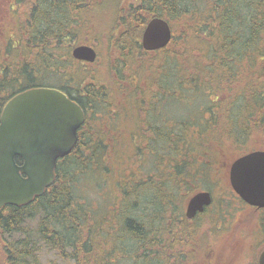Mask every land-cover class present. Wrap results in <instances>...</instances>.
Instances as JSON below:
<instances>
[{
	"label": "trees",
	"instance_id": "16d2710c",
	"mask_svg": "<svg viewBox=\"0 0 264 264\" xmlns=\"http://www.w3.org/2000/svg\"><path fill=\"white\" fill-rule=\"evenodd\" d=\"M15 3L14 23L0 30V119L18 93L54 88L83 109L86 122L74 151L58 162L56 180L45 194L27 206L0 209V264L37 263L43 245L69 264H214L206 260L218 243L214 215L235 195L228 189L230 162L264 149V0H138L129 6L119 0L101 31L94 0ZM153 17L168 21L173 40L149 52L142 47V35ZM80 45L98 54L106 50L104 64L96 68L97 61L74 59L72 50ZM186 55L197 64L193 77L179 70ZM186 80L191 85L184 87ZM169 89L191 96H203L199 90L210 93L208 107L217 112L205 131L188 129L197 124L190 115L169 127V115L161 110ZM125 135L127 144L143 139L135 151L149 153L151 162L144 179L113 184L117 199L101 214L81 200L75 185L79 176L109 182L126 150H120ZM222 161L228 167L222 168ZM215 185L224 197L202 216L206 229L200 219L182 217L184 202ZM259 220L256 240L264 246V218ZM238 262L258 264L257 254L248 249Z\"/></svg>",
	"mask_w": 264,
	"mask_h": 264
},
{
	"label": "water",
	"instance_id": "95a60500",
	"mask_svg": "<svg viewBox=\"0 0 264 264\" xmlns=\"http://www.w3.org/2000/svg\"><path fill=\"white\" fill-rule=\"evenodd\" d=\"M172 40L168 21L153 17L143 32L142 47L145 51H157ZM72 56L93 64L98 52L92 46L80 45L72 50ZM85 120L82 108L54 88L29 89L7 102L0 119V209L8 205L27 206L45 194L56 180L58 162L74 151ZM17 158L22 160L21 165ZM229 179L244 203L264 209V150L234 161ZM211 204V193L199 192L190 199L186 215L191 219ZM258 264H264V250Z\"/></svg>",
	"mask_w": 264,
	"mask_h": 264
},
{
	"label": "rangeland",
	"instance_id": "374dc122",
	"mask_svg": "<svg viewBox=\"0 0 264 264\" xmlns=\"http://www.w3.org/2000/svg\"><path fill=\"white\" fill-rule=\"evenodd\" d=\"M15 1L16 0H0V30L4 29L8 23L10 24L14 23V19L11 17L12 14L11 5L16 4ZM94 1L95 3H98L95 11V17L98 21L96 27L98 31H101L106 21L112 19V15L114 13L113 10L117 8L119 4V0H109V5H104V6L100 5V3L103 0H100L98 2H96L97 0ZM137 3L138 0H123L124 6H129L131 4H137ZM95 5L96 4H94V6ZM24 9H22L21 11H23ZM21 11L17 10L18 15L22 13ZM93 43L95 47L99 46L98 41L94 40ZM98 51L100 52L99 53L100 56L98 54V60L96 62V66H93L96 68H98V66L99 67L102 66L104 64V59L106 60V50H101V51L98 50ZM253 56L254 55L251 56V62L253 61ZM182 63H185V67L183 66ZM260 63L262 70L264 64V55ZM196 65L197 64L194 57L190 55H186V58L183 56L181 63L179 61V70L181 74L187 76L191 74L193 77ZM93 67L91 68L93 69ZM149 78L151 80V77ZM133 83L137 84L136 80H134ZM184 84H185L183 85L184 87H187L186 85H191V83H189V80H186ZM196 85L200 86L199 83H196ZM168 86L172 88L171 83H169ZM176 91L177 92L175 93V91H173L172 89L167 90L168 94H170L169 95L170 97L168 98L165 97V100L167 99L166 108L164 106L161 108V110L165 112V115L167 116L169 115L168 116L169 119L166 120L169 127L170 128L176 127L180 121L179 118L190 115L191 117L197 119V124L196 125L191 124V126H189L188 129L193 133L198 131V128L203 127L202 130L205 131L204 128L205 123L208 120H210V117L213 114H216L217 112L216 109L217 107L214 106L208 107L209 105L208 103L211 100H208L207 97L210 95V93H208L207 90L204 91L199 90L198 92L201 93L203 96H198L196 95V93H193L191 96V94L188 95L187 92H183V94L181 92L182 94L181 97L180 92L178 90ZM174 94H176V96H174ZM212 97L215 98L216 96L213 95ZM225 97L226 96L224 95L223 99H225ZM192 102H193V106L188 107L189 105H191L190 103ZM157 104L155 105V107L157 106ZM136 105L137 104H134V106ZM159 107H161V105L157 106V108ZM134 113L135 112H133L131 115H133ZM218 119H220L218 121V125L224 123L221 122V116H219ZM126 138L127 135H125V139L123 140L124 141L123 146H121L120 148V150L126 148V150L123 152V156H122L123 158H120L118 162L114 164L113 171L115 173L111 175L109 182H102L103 180H98L97 182H95V180L92 181L93 179L90 178V176L88 175L89 176L88 178L85 179L82 178V180H80V176H79L78 181L75 185L77 195L81 194L80 196L81 200L84 203H88L90 205L92 204L95 210L96 209L100 210L101 214H104L106 212L107 207L110 206L109 202L112 203L117 199L116 195L118 194L116 193L113 184H115L116 182L125 183L126 179L130 180L134 184L138 180L144 179L146 175L145 174L146 164L148 168L149 167L148 164L149 162H151L149 160L150 157L149 153H147L146 155L142 153L141 155H137V152L135 151V146H137L138 144L140 145L142 144L143 142L142 138H135L136 144L134 143L133 145L131 143L127 144L128 141ZM128 164L129 167L133 170V171L130 170L131 171L130 173L126 171ZM120 172H123V174L121 175ZM109 176L107 175V177ZM113 176L115 177L120 176V177L115 178ZM218 185L219 187H221V184ZM210 188L209 189L212 191V194L216 201L220 199L223 200L224 195H219L220 193H218L217 185H215V187L212 186ZM228 189L229 190L231 189L233 191L230 182L228 184ZM232 196H233L232 199L233 198L234 199L233 200L228 199V201L224 200V207L222 208V210L218 209V211L214 215V219H216L219 228V231L216 234L219 235L217 239L218 243L215 246H211V248H209L207 252L208 257L206 258L207 261L210 260L214 264H239L238 261L242 259L244 254H246V250L248 249L251 254L252 253L254 254V252L257 254V260H258L261 251L264 250L263 244L262 245L257 244V240H256V238L258 237L257 222L260 221L259 219L264 218V210H256V211L254 210L253 213L252 211L253 209L250 208L248 205H245L240 199L237 198L236 195H232ZM31 227L35 232L37 230V222H33L31 224ZM43 246L44 248L39 254L38 262L37 263L33 262L32 264H69L62 257H60V255L56 251L48 250L45 247V245ZM213 249H215L216 251ZM122 264H130V262L124 260Z\"/></svg>",
	"mask_w": 264,
	"mask_h": 264
},
{
	"label": "flooded vegetation",
	"instance_id": "af4514ba",
	"mask_svg": "<svg viewBox=\"0 0 264 264\" xmlns=\"http://www.w3.org/2000/svg\"><path fill=\"white\" fill-rule=\"evenodd\" d=\"M97 60H98V58H97ZM81 62V61H80ZM81 63H85V62H81ZM59 90V89H58ZM83 110V109H82ZM86 117V116H85ZM85 122H86V120H85ZM79 134H80V130L78 131V137H79ZM79 139V138H78ZM258 150H264V149H257V150H253V151H249V152H247V153H243V154H241V155H239V156H237L232 162H230V165H229V170H228V181L230 182V179H229V173H230V167H231V165H232V163L234 162V161H236L238 158H240V157H242V156H244V155H246V154H249V153H251V152H254V151H258ZM226 161H222L221 162V166H222V168L223 167H228V164L227 163H225ZM203 191H206V190H203ZM200 192H202V191H200ZM207 192H209V191H207ZM199 193V192H198ZM211 193V192H210ZM235 193V192H234ZM197 194V193H196ZM195 195V194H194ZM194 195H192L186 202H184V205H183V207H182V217H184V218H186L188 221H190V222H196L197 220H199L200 219V221H199V226H201V227H203V228H205L206 229V224L204 225V221H205V218H203V220H202V216L207 212V210L213 205V203H214V201H215V199H214V196H213V194L211 193V196H212V204L209 206V207H206L205 209H204V211L203 212H198L193 218H188L187 217V215H186V211H187V206H188V204H189V201H190V199L194 196ZM235 195L239 198V199H241L236 193H235ZM242 201V200H241ZM243 202V201H242ZM244 203V202H243ZM245 205H247L246 203H244ZM250 207V206H249ZM251 208H253V207H251ZM254 209H256V208H254ZM257 210V209H256ZM195 249H196V245H195V247L194 248H191L190 249V254H193L194 253V251H195ZM206 256H207V254H206ZM194 258V257H193Z\"/></svg>",
	"mask_w": 264,
	"mask_h": 264
}]
</instances>
